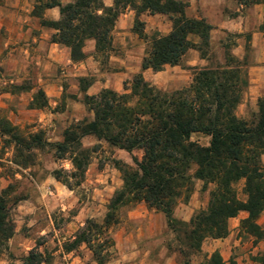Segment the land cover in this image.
Wrapping results in <instances>:
<instances>
[{
	"label": "rangeland",
	"instance_id": "obj_1",
	"mask_svg": "<svg viewBox=\"0 0 264 264\" xmlns=\"http://www.w3.org/2000/svg\"><path fill=\"white\" fill-rule=\"evenodd\" d=\"M18 1L0 2V197H5L14 226L13 237L0 249V264H23L32 252L42 255V264H99L94 249L106 240L109 245L103 250V255L108 254L104 264H184L165 216L145 203L122 209L119 224L104 237H99L93 243L95 248L83 244L67 252V246L89 221L104 224L115 193L123 187L120 168H134L133 158L141 161L143 152L129 154L95 137H86L82 146L91 152V163L85 178L78 179L74 177L72 162L58 159L54 149V145L63 142L64 133L73 125L94 120V112L85 102L86 96H98L103 90H118L119 94L130 92L126 89L132 88L140 74L136 68L143 65L152 38L157 33L164 35L153 29L154 25L148 29L146 23V38H140L135 29L123 32L115 28L113 48L105 54L95 51V43L86 42V59L80 69L50 65L44 60V54L38 53L36 57L42 55L41 58L31 61L26 52L31 50L36 55L35 50L40 47L33 40L43 42L44 49L46 32H53L51 42L55 34L54 30L42 26L38 15L42 14L47 21L54 20L46 17L47 10L38 9L49 0L43 3ZM225 15L227 19L246 18L249 30L211 32L208 57L213 64L223 63L226 47L235 57V52H239L237 59L244 56L242 61L246 64L249 86L236 115L254 122L259 113V101L264 100V89L250 91V72L264 60V40L254 47L252 34H264V5L244 7L241 13L226 11ZM162 17L164 23L172 24L170 17ZM11 54L17 57V63L7 62ZM194 54L189 52L177 68L168 66L162 72L151 70L142 75L146 82L163 93L186 89L193 80L190 68L195 67L190 64L196 59ZM124 73L129 76L124 77ZM255 77L264 84V70L255 71ZM38 102L47 106L37 108L34 105ZM36 135L42 136V147L27 150L15 143L14 137H17L31 145ZM192 141L208 146L210 138L196 134ZM262 161L264 165V156ZM56 172L61 173V181L56 178ZM66 181L70 187L64 184ZM244 186L243 181L235 186L243 202L247 200ZM213 189L210 185L204 191V183L195 181L193 195L188 202L178 204L175 218L189 223L207 209ZM245 219L240 213L236 221H229L226 239L206 240L202 253L193 256L191 264H203L215 252L221 254L226 264H259V260L264 259V239L259 241L242 227ZM257 224L264 231V212Z\"/></svg>",
	"mask_w": 264,
	"mask_h": 264
},
{
	"label": "trees",
	"instance_id": "obj_2",
	"mask_svg": "<svg viewBox=\"0 0 264 264\" xmlns=\"http://www.w3.org/2000/svg\"><path fill=\"white\" fill-rule=\"evenodd\" d=\"M233 1L243 7L264 5V0ZM187 7V3L178 0H114L113 7H107L103 0H75L67 5L49 0L38 8L40 11L59 9L58 21L44 20L42 14L38 17L44 28L55 31L52 43L70 50L73 63L86 59L87 41L95 42V51L99 54L110 51L117 22L128 9L136 12L134 29L140 38H146L145 24L140 20L143 14L168 16L172 22L169 35L157 33L152 38L143 70L159 73L168 66H181L192 50L208 62L203 68H190L192 84L172 94L158 91L140 73L132 88L126 89L129 93L103 90L98 96L85 97L94 112V120L73 125L64 133L63 142L54 145L58 159L72 162L74 177L85 178L91 163V152L82 146L86 137H95L129 154L142 151L143 158L141 161L133 158L134 168H120L123 187L115 193L104 224L89 221L67 246L69 253L83 244L95 248L93 243L119 224V212L140 203L165 216L184 264H191V258L202 253L206 240L226 239L229 221L242 212L248 214L242 227L259 241L264 239V231L257 224L264 212V100L259 101L254 122L238 118L237 109L249 86L246 64L229 52L228 47L223 63H211L208 56L213 27L206 20L189 18ZM192 36H197L200 42H192ZM34 106L43 109L47 104L38 102ZM196 134L209 137V145L192 141ZM14 139L17 146L27 150L44 145L41 135L34 136L31 145L17 137ZM56 178L61 181L60 172H56ZM195 181L204 183V191L214 186L209 205L189 223L179 221L174 216L175 209L181 201L190 200ZM242 181L245 202L239 199L235 189ZM64 184L70 187L68 181ZM13 235L14 226L2 196L0 249ZM97 245L94 256L99 264H104L108 254L103 255V250L109 241ZM42 263V255L35 252L23 262ZM203 264L226 263L215 252ZM259 264H264V259Z\"/></svg>",
	"mask_w": 264,
	"mask_h": 264
},
{
	"label": "crops",
	"instance_id": "obj_3",
	"mask_svg": "<svg viewBox=\"0 0 264 264\" xmlns=\"http://www.w3.org/2000/svg\"><path fill=\"white\" fill-rule=\"evenodd\" d=\"M18 1V0H17ZM73 0H60L62 4H69L72 3ZM182 1L188 4V7L186 9V14L189 18L192 19H205L208 23L213 27V33L214 32H239L243 33L244 31H248L249 23L246 18L239 16L237 19H227L226 18V11H230L233 13H241L244 9L241 5H239L236 1L233 0H178ZM19 2V1H18ZM104 4L107 7H113L114 0H103ZM210 3V4H209ZM213 12V14H212ZM216 14V18H213V15ZM46 17L50 18L51 20L58 21L60 19V12L58 8L49 9L47 10ZM164 17L161 15H155L152 16L150 14H143L140 17V20H143V23L148 24V29H150L151 25H154L153 29H156L158 32L162 33L164 36L169 35L172 32V24L170 23H164ZM137 20V15L135 11H132L130 9L126 10V12L119 18L116 29L127 32L129 30H133L135 27V23ZM239 23V24H238ZM240 27V28H239ZM152 29V28H151ZM53 32H46V48H42L41 45L43 42L34 39V43H39L40 47L36 48V55L33 54L31 50H28L26 54L28 55V59L31 61H37L41 58L42 55L37 56L39 54H44L43 58L48 62L50 65H56V66H62L65 67L71 66L75 69H80V66L84 64V62L81 63H73L71 61V55L69 49L59 46L57 44H54L50 41V38L52 36ZM30 39L28 38V41ZM252 42H254V47H257L258 42H261V40H264V34L260 32H255L252 34ZM192 41L195 44L199 43V39L195 36L192 37ZM95 42L90 41V45H94ZM242 48V47H239ZM43 51V52H41ZM194 52V57L196 59L194 62H192L190 65L192 67H206L207 61L202 60L200 57V54L197 51H190ZM87 53V52H85ZM199 54V55H198ZM235 55H239V52H235ZM11 58L7 59V62H15L17 63V57L13 54L10 55ZM147 56V55H146ZM145 56V57H146ZM236 56V57H237ZM144 57V58H145ZM143 58V60H144ZM240 60L244 59V56H239ZM177 68V67H174ZM250 72V91H262L264 89V84L260 83L256 77H255V71L257 70H264V60L259 66L252 67ZM151 70H143L142 66L136 68V72H139L141 74H146ZM129 76V74L124 73V77ZM108 88V86H107ZM115 92L118 93V90ZM91 94V91L89 92ZM94 94H97L94 93ZM241 215L245 219L248 214L245 212H242ZM237 218L231 219L230 221H236Z\"/></svg>",
	"mask_w": 264,
	"mask_h": 264
}]
</instances>
